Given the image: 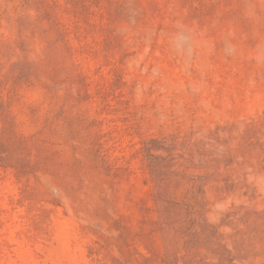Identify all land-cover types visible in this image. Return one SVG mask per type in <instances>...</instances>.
<instances>
[{"label": "rangeland", "instance_id": "obj_1", "mask_svg": "<svg viewBox=\"0 0 264 264\" xmlns=\"http://www.w3.org/2000/svg\"><path fill=\"white\" fill-rule=\"evenodd\" d=\"M0 264H264V0H0Z\"/></svg>", "mask_w": 264, "mask_h": 264}]
</instances>
